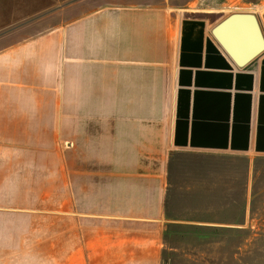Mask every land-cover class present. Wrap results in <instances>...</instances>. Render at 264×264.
<instances>
[{
  "label": "crops",
  "instance_id": "1",
  "mask_svg": "<svg viewBox=\"0 0 264 264\" xmlns=\"http://www.w3.org/2000/svg\"><path fill=\"white\" fill-rule=\"evenodd\" d=\"M232 6L264 36V0H0V209L42 215L0 217V264H160L170 149L264 155Z\"/></svg>",
  "mask_w": 264,
  "mask_h": 264
},
{
  "label": "rangeland",
  "instance_id": "2",
  "mask_svg": "<svg viewBox=\"0 0 264 264\" xmlns=\"http://www.w3.org/2000/svg\"><path fill=\"white\" fill-rule=\"evenodd\" d=\"M166 177L160 264H264V155L170 149Z\"/></svg>",
  "mask_w": 264,
  "mask_h": 264
},
{
  "label": "water",
  "instance_id": "3",
  "mask_svg": "<svg viewBox=\"0 0 264 264\" xmlns=\"http://www.w3.org/2000/svg\"><path fill=\"white\" fill-rule=\"evenodd\" d=\"M212 33L238 66L245 65L264 49L257 15L249 9L231 11L212 28Z\"/></svg>",
  "mask_w": 264,
  "mask_h": 264
}]
</instances>
